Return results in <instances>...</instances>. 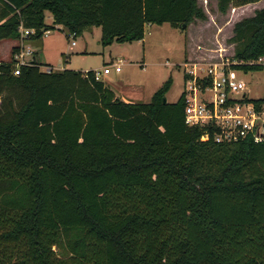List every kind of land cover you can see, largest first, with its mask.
Returning a JSON list of instances; mask_svg holds the SVG:
<instances>
[{
	"label": "trees",
	"instance_id": "trees-1",
	"mask_svg": "<svg viewBox=\"0 0 264 264\" xmlns=\"http://www.w3.org/2000/svg\"><path fill=\"white\" fill-rule=\"evenodd\" d=\"M205 18L197 0H0V41H17L0 60V264H264V140L202 139L184 92L163 101L170 81L143 102L93 70L31 61L13 73L20 24L34 30L27 40L98 26L106 46ZM228 42L234 68L264 70L251 62L264 58V6Z\"/></svg>",
	"mask_w": 264,
	"mask_h": 264
},
{
	"label": "rangeland",
	"instance_id": "rangeland-1",
	"mask_svg": "<svg viewBox=\"0 0 264 264\" xmlns=\"http://www.w3.org/2000/svg\"><path fill=\"white\" fill-rule=\"evenodd\" d=\"M197 2L206 14L205 19H194L184 29L172 27L169 23L148 24L139 40L103 46L100 27L90 26L73 38L75 45L70 47L72 39L67 37L66 29L56 25L49 29L48 37L26 42L35 52L42 71L49 65L53 70H102L106 63L111 62V72L102 74L100 80L108 81L105 84L118 96L122 93V100L129 97V101L149 102L154 91L170 81L165 100L174 102L184 90L185 69L190 68H185L184 63H196L199 71L215 60L221 48L231 56L233 44L228 42V38L232 35L233 25L264 6V0H259L230 6L221 12L217 0ZM45 23L52 24L48 11H45ZM10 43L11 40L0 41V60L8 59ZM118 59L122 64L116 73L112 63ZM238 77L246 82L249 98L264 97V70L238 71Z\"/></svg>",
	"mask_w": 264,
	"mask_h": 264
},
{
	"label": "built area",
	"instance_id": "built-area-1",
	"mask_svg": "<svg viewBox=\"0 0 264 264\" xmlns=\"http://www.w3.org/2000/svg\"><path fill=\"white\" fill-rule=\"evenodd\" d=\"M20 47L14 54V74L19 73L20 66L29 64L34 51L27 45V37L34 33L31 28L19 25ZM49 31H45L47 34ZM71 38L70 47L75 45V33L66 32ZM225 48L218 50L215 60L210 61L205 68L197 70L196 63H184L185 69V122L189 126L203 127L206 139L209 133L218 143H230L250 138L254 142L264 140V107H255L252 98L246 95V82L238 77V70L232 65L241 63L225 54ZM251 62H264L260 57ZM122 60L114 62L115 70L119 71ZM52 68L47 66L44 71ZM108 70L105 68L104 72ZM100 71L93 70V76L100 80Z\"/></svg>",
	"mask_w": 264,
	"mask_h": 264
},
{
	"label": "crops",
	"instance_id": "crops-1",
	"mask_svg": "<svg viewBox=\"0 0 264 264\" xmlns=\"http://www.w3.org/2000/svg\"><path fill=\"white\" fill-rule=\"evenodd\" d=\"M47 34H49V32L47 33ZM47 34H43L42 35V37H48V36H46ZM17 43V41L16 40H11V43H10V46H12V45H14V44H16ZM27 43V42H26ZM35 55V52L33 53V56L30 58V60L31 61H36V57L34 56ZM43 57H45V56H43ZM36 62H38V61H36ZM49 65V64H48ZM50 66V65H49ZM112 67H114V71L116 72V73H118L119 71H116L115 70V66H114V63H112ZM107 69L108 71L107 72H104V69ZM64 69V68H63ZM60 70H62V69H60ZM99 71H100V73H101V75L102 74H104V75H107V74H109L110 72H111V62L110 63H106V65L105 66H103V68H102V70H100L99 69ZM100 75V76H101ZM105 82H108V81H105ZM104 82V83H105ZM112 90V89H111ZM115 94V93H114ZM117 97H119L120 99H121V95H122V93H120V95L118 96L117 94H115ZM129 97H126V99H124V100H126V101H129V99H128Z\"/></svg>",
	"mask_w": 264,
	"mask_h": 264
},
{
	"label": "water",
	"instance_id": "water-1",
	"mask_svg": "<svg viewBox=\"0 0 264 264\" xmlns=\"http://www.w3.org/2000/svg\"><path fill=\"white\" fill-rule=\"evenodd\" d=\"M182 27H184V25ZM163 101H165V99Z\"/></svg>",
	"mask_w": 264,
	"mask_h": 264
}]
</instances>
